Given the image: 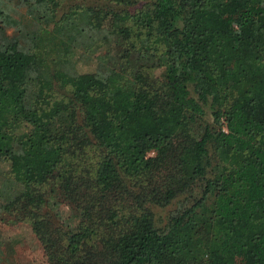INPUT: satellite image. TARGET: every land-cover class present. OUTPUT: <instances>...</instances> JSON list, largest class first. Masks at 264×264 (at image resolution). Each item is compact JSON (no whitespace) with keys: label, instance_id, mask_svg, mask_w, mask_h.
Listing matches in <instances>:
<instances>
[{"label":"trees","instance_id":"1","mask_svg":"<svg viewBox=\"0 0 264 264\" xmlns=\"http://www.w3.org/2000/svg\"><path fill=\"white\" fill-rule=\"evenodd\" d=\"M70 1L0 0V202L48 264H264V0ZM87 36L96 68L66 89ZM59 116L54 139L25 130ZM54 195L74 205L65 228L43 212ZM123 196L132 211L106 205ZM171 201L160 227L150 206Z\"/></svg>","mask_w":264,"mask_h":264},{"label":"rangeland","instance_id":"2","mask_svg":"<svg viewBox=\"0 0 264 264\" xmlns=\"http://www.w3.org/2000/svg\"><path fill=\"white\" fill-rule=\"evenodd\" d=\"M70 4H83L87 9H98L104 7L103 1L95 0H71ZM59 8L58 16L63 12L67 11V4ZM97 17V18H96ZM102 10L98 16H93L90 20L92 22L101 21ZM86 22H83L84 24ZM9 33L11 29L7 30ZM49 45L51 47V56L57 58L58 54L63 52L62 34L58 31L51 33ZM99 36L88 37L85 39L86 45L84 47L75 48L74 43L71 42L70 46L72 54L68 57L72 58L73 69L77 73L74 77H69L63 73L59 74L62 82L65 83L66 89H72L76 91L77 85L83 79H87L88 75L93 72L96 68V57L101 52V44L104 42L99 39ZM94 41V42H91ZM87 42H91L88 43ZM69 51V50H68ZM58 63V62H57ZM58 67V66H57ZM159 69H153L151 73L153 75L159 74ZM205 119L209 122L211 119L209 116H205ZM65 122L63 116H59L56 119L49 122L37 123L32 129L26 127V131H33L38 137L43 139H54L61 129V124ZM99 153L97 150H86V155L80 160V165L85 167L88 175L91 174L92 170L96 167L97 162L100 161ZM152 152H148V155H152ZM0 171L3 176H8V164L0 160ZM101 173L107 176H113L112 167L108 163L101 164ZM122 209V212L130 209L129 204L126 202L125 197L115 198L112 197L107 202V206H114L116 202ZM174 202L171 201L164 207L156 205L150 206L151 211L154 214L155 224L162 227L169 214V211L174 207ZM43 212L49 218L52 225L57 227H67L74 221V205L72 202L63 197L62 195H54L48 198V203L44 207ZM119 213V214H120ZM99 245V244H98ZM96 245V246H98ZM0 264H48L46 257L44 256L42 245L38 240L37 236L33 233L29 220L26 219L23 213L13 204L8 201L0 202Z\"/></svg>","mask_w":264,"mask_h":264}]
</instances>
